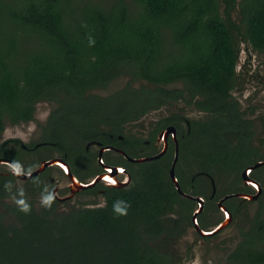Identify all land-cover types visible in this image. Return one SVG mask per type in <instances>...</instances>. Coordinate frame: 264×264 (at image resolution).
<instances>
[{"label": "trees", "instance_id": "1", "mask_svg": "<svg viewBox=\"0 0 264 264\" xmlns=\"http://www.w3.org/2000/svg\"><path fill=\"white\" fill-rule=\"evenodd\" d=\"M235 33L264 52V0H0V134L7 124L34 121L39 102H52L40 141L70 155L98 134V125L109 121L121 133L123 123L162 99L198 98L195 105L211 115L200 170L240 181L260 150L253 122L233 95ZM120 77H128L127 85L109 95V104L88 93ZM137 81L148 85L134 87ZM176 81L182 89L158 86ZM11 142L19 141L1 143L0 158L20 161L6 148ZM162 164L139 165L132 185L108 189L102 207L40 213L24 198L31 207L26 214L7 205L18 224H5L0 215V264H177L176 245L193 227L197 206L177 192ZM1 179L0 199L12 197L6 190L14 177ZM254 219L226 264H264L263 204Z\"/></svg>", "mask_w": 264, "mask_h": 264}, {"label": "flooded vegetation", "instance_id": "2", "mask_svg": "<svg viewBox=\"0 0 264 264\" xmlns=\"http://www.w3.org/2000/svg\"><path fill=\"white\" fill-rule=\"evenodd\" d=\"M236 76L238 78V72ZM140 83L141 86L148 85L147 82L141 81ZM109 84L106 87L109 88ZM175 84H180V86H174ZM125 86L121 89H124ZM158 86L164 88L165 90H176L182 89L183 83L181 81H176L169 84H159ZM134 87L140 88L139 86ZM105 88L91 89L88 93L106 97L109 104L110 94L101 95L99 93V91H103V89ZM155 100L158 102V99ZM162 100L164 101V103L160 104L159 106H157L158 104H155L153 108L148 110L146 113L141 114L138 119H133L131 121L123 123V131L121 133H113L112 128H110L109 126V121L106 125H98V134L92 135V137L83 144L71 147L70 155H68L67 152L62 153L61 151H58V149L56 148V144L52 142L39 141L34 144H24L19 139H13V141L19 142H11L7 145L6 148L10 152L21 150L22 157L19 163L23 169V172L25 173H31L34 170L38 169L41 166V163L45 160L58 159V161H56L53 165L47 167L40 174L33 176L31 179L22 180L25 184V188H19L16 185L15 180L19 178L14 176L11 171L5 172L0 170V182H2L1 177H14L10 189L8 188L6 190L7 192L14 191L13 196L0 199V203H3V207H5L4 211H7V214H10L14 217L16 221V223L14 224H18L17 216L10 212V210L6 206L9 204H14L16 201H18L19 198L20 200H23L25 198L30 201L33 204L35 210L40 213L43 211L52 210L57 214L69 212L72 209L102 207L106 204L107 190L118 188L110 187L109 184H112L114 182H117V184L124 183L125 180H127L128 182L130 180L129 178H131V183L129 184L131 186L133 183V177L137 174L136 170L139 165L158 161L160 164L163 163L162 165L165 164L166 166H169L171 168V165L175 158L177 145L179 160L176 165V176L178 178L179 184V176L183 178L182 180L187 185L188 192L186 193L192 196H201L195 194L196 187L197 192L198 189L201 190L202 188L200 180L204 179L206 180V183H210V189L208 188V191H210V195H206L205 197L202 196L204 198V211L203 213H201V215L205 213L208 205H211L219 212H222V209L218 207V202L228 195L237 193L255 195L259 192V189L256 187V185L245 184L242 177V173L246 168L251 167L257 162L264 161V145L260 147L255 144V132L254 144L260 150L259 156L254 157L255 162L248 164L241 171L239 177L240 181L236 180V176L234 174H226L222 175L221 177L209 175L208 173L200 170V168L205 164V158L200 159L198 153L200 148H202V144L207 139V136L205 135L207 132L204 130L206 129L205 125L210 124L211 115L207 111L202 110L197 105H195V102L199 100L198 98L193 100L182 98H166ZM190 101L192 102L190 103ZM49 103L51 105L55 104L52 102ZM106 113L109 114V109L106 111ZM151 117H154V119H151ZM36 126L39 127L41 132H43V129L41 126H39V124H37ZM167 128H173L175 134L170 132L169 135H163L161 136V139H159L161 133ZM166 142V153L158 159L141 163L130 161L128 159H140L155 156L161 152ZM17 144H19V146ZM42 149L47 150L42 151ZM119 150H122L125 154L121 153ZM182 151H185L183 155L184 158H182ZM38 160H40V163H37ZM23 161L28 163L27 166H24ZM65 163H67L71 173L76 177L77 180L84 183L85 185H89L94 182L95 184L92 187L78 190L73 193L71 179L67 171H65ZM0 165L8 167L7 164ZM120 169H123L124 171L121 172ZM178 170L180 174L179 176ZM249 177L254 183L259 184L261 194L254 201L235 196L225 200L223 204L232 214L233 218L237 217L250 202L259 203L258 211L260 209V206L262 204L264 205V165L256 169H251V171L249 172ZM35 179L36 181H34ZM226 180V191H224V193L227 194L220 197L217 195V183H221ZM212 181L214 184L212 183ZM49 195L55 198L50 210L46 209L43 204L44 198L48 197ZM11 200L14 201L10 203L9 201ZM197 204L198 202L195 201L194 208L197 206ZM258 211L255 216L258 215ZM223 214L225 213L223 212ZM255 216L252 218L248 228L244 231H241L242 233L248 232V230L252 227L251 225L255 220ZM209 227V225H206L205 228L202 229L204 231H211L206 230V228ZM227 227H225L224 229H226ZM202 237H204L205 239L209 238L205 236Z\"/></svg>", "mask_w": 264, "mask_h": 264}, {"label": "rangeland", "instance_id": "3", "mask_svg": "<svg viewBox=\"0 0 264 264\" xmlns=\"http://www.w3.org/2000/svg\"><path fill=\"white\" fill-rule=\"evenodd\" d=\"M236 1L237 4L240 2V0ZM220 10L221 12L224 11L223 3H221ZM238 16L237 5L235 11L232 12V17L238 20ZM234 35L236 45L240 48V60L237 67L238 78L236 80V88L233 91V95L237 98L241 110L246 113L248 118L253 120L256 133L255 144L262 147L264 145V52L253 50L247 44L240 42V36H238V34ZM127 82L128 77H120L114 80V82H111L109 88L106 87L103 91H99V93L101 95L114 93L124 87ZM134 86L140 87V81L135 82ZM174 86H180V84H175ZM52 109L53 105L49 102H39L35 120L20 125L7 124L4 132L0 134V144L11 139H19L24 144L39 142L42 138V132L36 125L45 124ZM151 119H154V117H151ZM44 150L47 149H42V151ZM16 153H18L20 157L21 152L16 151ZM37 163H40V160H38ZM23 164L27 166L28 163L23 161ZM0 170L10 172L7 166L0 165ZM15 181L19 188H25V184L22 180L16 179ZM34 181H36V179ZM205 181L204 179L200 180L202 186L201 190L205 195L201 194V190L198 189V195L203 197L210 195L208 183ZM226 182L227 180L217 183V195L220 197L227 194L224 193V191H226ZM13 201L14 200H11L9 202L12 203ZM197 205L199 207V203ZM4 208L3 203H0V215L4 223L7 225L16 223L14 217L7 214L8 212L4 211ZM258 208V202H250L237 217L233 218L232 216V220L226 229L213 235H204L205 237H209L206 239L202 237L194 227L188 228L187 233L175 248L178 255L177 264H226L229 253L237 246L241 239V231L248 228ZM223 212L225 214H223ZM203 216L202 218L200 216L199 222H203L204 218L205 225L210 226L206 228V230H213L219 223L226 219V212L223 210L219 212L211 205H208Z\"/></svg>", "mask_w": 264, "mask_h": 264}, {"label": "water", "instance_id": "4", "mask_svg": "<svg viewBox=\"0 0 264 264\" xmlns=\"http://www.w3.org/2000/svg\"><path fill=\"white\" fill-rule=\"evenodd\" d=\"M172 132L175 134L174 132V129L173 128H167L166 130H164L159 139H161V136H167L169 135V133ZM166 150H167V142L165 143V146L164 148L161 150L160 153H158L157 155L155 156H152V157H148V158H140V159H131V158H128L130 161H134V162H145V161H150V160H154V159H158L160 157H162L165 153H166ZM121 153L125 154L122 150H119ZM179 160V152H178V145H177V150H176V154H175V158L173 160V163L171 165V168L169 170V177L172 181V183L174 184L177 192L184 198H187V199H192V200H195L199 203V207L197 205L195 211L193 212V215H192V222H193V227L194 229L199 232L200 235L204 236V235H213L221 230H223L225 227L228 226V224L230 223V221L232 220V214L227 210V208L224 206L223 202L231 197H240V198H244L246 200H250V201H254L256 200L260 194H261V190H260V186L259 184H256L254 183L250 177H249V172L251 171V169H256L262 165H264V161H261V162H257L256 164L252 165L251 167L249 168H246L243 173H242V177H243V180L245 182V184H253V185H256V187L259 189L258 193L255 194V195H249V194H244V193H237V194H231V195H228L226 196L225 198L221 199L219 202H218V207L222 210H224L226 212V219L224 221H222L220 224H218V226H216L213 230L211 231H204L203 229L200 228V225H199V221H198V216L203 212V208H204V198L202 196H192L186 192H184L181 187H180V184H179V181H178V178L176 176V165H177V162ZM56 161H58V159H52V160H45L41 163V166L34 170L33 172H31V176L29 177L28 174L29 173H24V175L20 176V177H17L19 178L20 180H29L31 179L33 176H36L38 174H40L41 172H43L47 167L53 165ZM13 161L10 160V159H5V158H0V164H11ZM65 168L67 170V173L71 179V186H72V191L73 193H75L76 191L78 190H83V189H86V188H89V187H92L94 183L92 184H89V185H85L84 183L80 182L79 180L76 179V177L71 173L70 171V168L69 166L67 165V163H65ZM14 175V174H13ZM114 175V174H113ZM15 176V175H14ZM99 179V178H98ZM96 179V180H98ZM130 180L128 182H124V183H118L117 182H114L112 184H109L110 187H118V188H124V187H127L130 183H131V178H129ZM213 183V181H212ZM214 184V183H213Z\"/></svg>", "mask_w": 264, "mask_h": 264}, {"label": "clouds", "instance_id": "5", "mask_svg": "<svg viewBox=\"0 0 264 264\" xmlns=\"http://www.w3.org/2000/svg\"><path fill=\"white\" fill-rule=\"evenodd\" d=\"M94 43V41L92 42ZM10 171L16 176V177H20L22 175H24L23 173V169L19 163V161H13L11 164L8 165ZM65 171H67L65 169ZM121 172H123L124 170L123 169H120ZM28 176L30 177L31 176V173L28 174ZM125 182H127V180H125ZM55 198L51 195H49L48 197H45L44 200H43V204L45 206L46 209H51V206H52V203H53V200ZM16 205L18 206L19 210L23 213H26V214H29L31 212V207L23 200H18L15 202ZM119 211V214L120 215H127V210H124V209H118Z\"/></svg>", "mask_w": 264, "mask_h": 264}]
</instances>
